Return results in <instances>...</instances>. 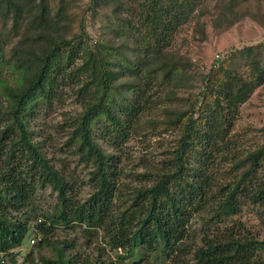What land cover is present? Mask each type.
Wrapping results in <instances>:
<instances>
[{"label": "trees", "instance_id": "1", "mask_svg": "<svg viewBox=\"0 0 264 264\" xmlns=\"http://www.w3.org/2000/svg\"><path fill=\"white\" fill-rule=\"evenodd\" d=\"M261 1L228 0L215 26L231 28L250 15L264 28ZM204 4L90 0L92 17L112 15L106 43L90 36L85 15L76 22L69 0H0V264H40L36 248L55 245L58 229L77 228L102 239L98 255L84 250L91 241L75 238L41 263L157 264L192 255L198 264H264V238L236 225L201 237L192 230L197 215L227 224L246 204L264 218V146L234 156L229 139L241 107L264 86V60L248 59L246 75L232 68L238 50L231 48L192 92L196 64L171 49ZM71 92L83 109L57 129L89 169L88 198L49 158L33 126ZM143 130L174 131L176 146L127 184L119 152ZM223 161L231 168L219 182Z\"/></svg>", "mask_w": 264, "mask_h": 264}, {"label": "rangeland", "instance_id": "2", "mask_svg": "<svg viewBox=\"0 0 264 264\" xmlns=\"http://www.w3.org/2000/svg\"><path fill=\"white\" fill-rule=\"evenodd\" d=\"M127 5H136L138 0H124ZM90 0H69V3L75 5L74 17L79 23L80 18L84 15L87 18V31L95 39L106 43L113 38L112 33V15L106 14L98 17H92L87 12V5ZM228 0H205V4L199 12V17L196 20L187 24L184 29L176 37L172 51L190 57L196 64L193 80V86L190 91H196L198 77L201 73L208 70L214 61L221 57L227 56V51L231 48L238 50L233 58L231 66L239 67V71L246 74L249 71L248 59L258 57L264 60V28L254 19L253 16H246L231 28L215 26V19L218 18L222 6ZM253 5V4H252ZM54 10L57 9V4H53ZM253 7V6H252ZM261 10L264 12V0L261 1ZM197 22H200L205 30L203 34L199 31ZM229 56V54H228ZM237 67V68H238ZM73 93L71 92V95ZM83 108L77 103L76 96L72 95L67 98L64 104H56L48 116L42 114L39 119L33 124L37 131L38 138L44 142L45 149L49 158L57 165L59 169H65L67 176L82 186L81 196L88 198L92 191L88 185L89 169L84 165L79 164L77 156L71 155L69 149L64 145L67 137L57 127L63 125L71 117L80 112ZM178 134L174 131L162 132L159 130L155 133H148L143 130L140 134L132 136L129 143L124 148L123 152H119L122 156L121 167L124 170V183H133L136 181L135 174L143 173L146 169L153 170L156 165H160L166 157L167 151L172 150L176 146V137ZM230 142L232 154L234 156H245L250 151L264 146V86L259 87L252 97L240 109L237 119L231 129ZM110 152L118 153L113 148L107 147ZM231 162H220L218 170L222 171L218 174V180L226 181L230 173ZM46 201L44 206L51 207L55 198L46 193ZM209 215L204 213L197 215L192 223V230L196 235L201 237L206 232L217 231L224 232L227 226L236 225L244 235L253 236L260 239L264 238V218L261 216V211L258 207L252 204H246L239 215L231 217L227 224H212L208 223ZM206 223L209 224L207 229H204ZM216 225V226H215ZM219 229V230H218ZM77 238L83 244L91 241L85 237V234L79 229L64 230L58 229L51 237L52 243L55 245L44 248H36L38 261L40 258L56 259L57 251L55 248L60 246L63 240H73ZM102 239H93L85 247V251H92L93 255H98L99 249H102ZM33 242L30 241V245ZM104 247V245H103ZM114 254L109 257H113ZM108 257V259H109ZM104 259V258H102ZM157 264H198L192 255L181 256L175 260H167L161 258Z\"/></svg>", "mask_w": 264, "mask_h": 264}]
</instances>
